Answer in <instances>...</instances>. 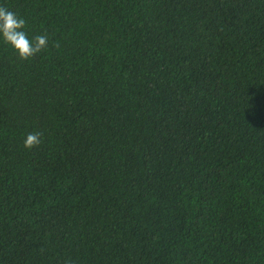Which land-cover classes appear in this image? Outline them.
<instances>
[{
  "label": "trees",
  "instance_id": "1",
  "mask_svg": "<svg viewBox=\"0 0 264 264\" xmlns=\"http://www.w3.org/2000/svg\"><path fill=\"white\" fill-rule=\"evenodd\" d=\"M0 6V264H264V0Z\"/></svg>",
  "mask_w": 264,
  "mask_h": 264
},
{
  "label": "clouds",
  "instance_id": "2",
  "mask_svg": "<svg viewBox=\"0 0 264 264\" xmlns=\"http://www.w3.org/2000/svg\"><path fill=\"white\" fill-rule=\"evenodd\" d=\"M25 26L26 21L23 18L0 6V34H2L4 42L10 44L22 60L34 58L48 47L46 35H37L29 39L26 32L23 31ZM55 46L59 47V44L56 43ZM42 136L43 133L39 131L29 133L24 141L25 148L32 149L39 146L43 142Z\"/></svg>",
  "mask_w": 264,
  "mask_h": 264
}]
</instances>
